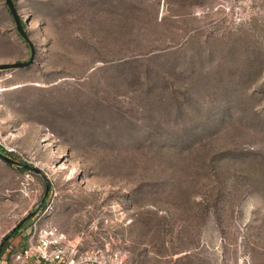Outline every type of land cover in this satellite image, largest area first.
Masks as SVG:
<instances>
[{"label":"rangeland","instance_id":"rangeland-1","mask_svg":"<svg viewBox=\"0 0 264 264\" xmlns=\"http://www.w3.org/2000/svg\"><path fill=\"white\" fill-rule=\"evenodd\" d=\"M14 1L0 149L50 190L0 158V244L33 212L2 264L38 219L107 264H264V0ZM30 52L0 0V63Z\"/></svg>","mask_w":264,"mask_h":264},{"label":"built area","instance_id":"built-area-1","mask_svg":"<svg viewBox=\"0 0 264 264\" xmlns=\"http://www.w3.org/2000/svg\"><path fill=\"white\" fill-rule=\"evenodd\" d=\"M47 207L46 211L51 203ZM39 220L32 222L26 245L10 253L7 264H107L96 254L82 252L65 231L53 225L42 227Z\"/></svg>","mask_w":264,"mask_h":264},{"label":"water","instance_id":"water-1","mask_svg":"<svg viewBox=\"0 0 264 264\" xmlns=\"http://www.w3.org/2000/svg\"><path fill=\"white\" fill-rule=\"evenodd\" d=\"M6 3H7V6L9 8L14 20H15L16 29H17L20 37L29 44V46L31 48V52H30V57H29L28 60L0 63V70L28 67V66H30L31 64L34 63V60L36 58L35 57L36 56V50L34 49L33 43L30 40L29 32H28V30L26 29V27L23 24L22 18H21L20 13H19V11L17 9L15 1L14 0H6ZM0 158L6 160L8 162L15 163L18 167H24V168H26V169H28V170H30L32 172L39 173V174L43 175V177L47 180L46 192H45V194H44V196L42 198V203H43L45 201V199H46V196L49 193V190H50V181H49V178H48L47 174L41 168H39V167H37L35 165H32V164H29V163L22 162V161L14 159L9 154L3 152L1 149H0ZM32 214H33V212H31L30 214L25 216L15 227H13L7 234H5L4 239H3V241L0 244V255H1V251L3 249L4 243L9 239L11 233L14 232L20 226H22L24 224V222L27 221L28 218Z\"/></svg>","mask_w":264,"mask_h":264},{"label":"trees","instance_id":"trees-1","mask_svg":"<svg viewBox=\"0 0 264 264\" xmlns=\"http://www.w3.org/2000/svg\"><path fill=\"white\" fill-rule=\"evenodd\" d=\"M18 32V31H17ZM19 34V33H18ZM20 36V35H19ZM42 207H45V203H43L42 204ZM21 228V227H20ZM20 228H18L17 230H15V232H17V231H19V229ZM8 244H9V242H8V240L4 243V246H3V249H2V251H1V255H0V257L4 254V252L6 251V249L8 248Z\"/></svg>","mask_w":264,"mask_h":264},{"label":"crops","instance_id":"crops-1","mask_svg":"<svg viewBox=\"0 0 264 264\" xmlns=\"http://www.w3.org/2000/svg\"><path fill=\"white\" fill-rule=\"evenodd\" d=\"M50 226V225H47ZM26 245V243L24 244V246ZM23 247V246H22ZM21 247V248H22ZM20 249V248H19ZM9 250V249H8ZM8 252V251H7ZM7 252L4 253V255L2 256V258L0 259L1 261H3V259L7 256ZM8 257V256H7Z\"/></svg>","mask_w":264,"mask_h":264}]
</instances>
